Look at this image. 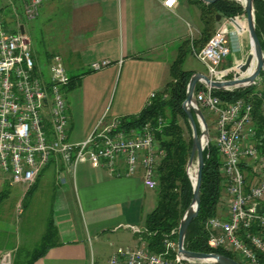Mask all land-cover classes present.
<instances>
[{
	"label": "built area",
	"instance_id": "built-area-1",
	"mask_svg": "<svg viewBox=\"0 0 264 264\" xmlns=\"http://www.w3.org/2000/svg\"><path fill=\"white\" fill-rule=\"evenodd\" d=\"M47 1L28 0L24 19L36 20ZM178 1L165 0L164 4L173 9ZM15 13L21 19L17 10ZM231 20L238 25L236 18ZM22 26L20 20L16 29L8 30L0 16V169L10 174L12 183L29 188L57 158L71 166L74 174L79 164L89 163L120 176L118 167L125 165L127 176L142 169L146 186L157 188L161 152L150 123L140 131L128 132L120 129L119 120H103L86 141H69L68 101L63 89L70 77L58 55L50 61V78L38 76L32 42L26 31L21 32ZM230 54L226 26L217 30L203 49L193 47V56L206 66L212 80H228L235 75L236 66L222 68ZM109 65L108 60L99 61L91 69L98 72ZM213 91L205 85L204 90L195 93V99L215 118L214 142L223 159L228 215L208 220V245L231 252L247 264H263L259 255L264 257V133L256 129L250 101L225 103ZM262 109L264 114V97ZM164 247L162 253L151 251L147 245L120 248L109 264L196 263L180 254L178 240L167 237Z\"/></svg>",
	"mask_w": 264,
	"mask_h": 264
},
{
	"label": "crops",
	"instance_id": "crops-1",
	"mask_svg": "<svg viewBox=\"0 0 264 264\" xmlns=\"http://www.w3.org/2000/svg\"><path fill=\"white\" fill-rule=\"evenodd\" d=\"M164 1L48 0L43 4L39 17L42 13L51 35L52 50L57 52L50 54L49 63L53 56L58 55L63 60L67 74L70 71L86 79L92 71L93 63L108 60L111 65L103 69L105 74L122 75L119 95L108 116H105L107 111H104L108 101L105 99L106 103L94 123L81 131L74 115L70 118L68 102L70 142L86 141L103 120L110 123L139 114L151 104L153 95L162 91L171 81V66L183 49H193L194 42L200 39L203 29L201 7L189 0H179L175 8L169 9ZM23 3L25 6L28 0H23ZM245 16L236 17L241 28L232 23L230 18L221 17L218 22L217 30L225 26L228 28L231 47L230 59L224 62L229 63V66L222 68L237 67L252 52L245 29L248 24ZM23 26L27 33L26 25ZM190 55L193 53L185 57L183 66ZM183 70L204 74L193 69ZM210 116L214 123V116ZM71 120L74 122L73 129ZM52 163L59 165L61 174L69 175L70 180L68 176H63L64 183L69 180L78 187V198L84 203L81 210L87 234L92 233L98 241L108 237L106 242L114 248L112 255L120 248L147 245L143 233L147 217L158 205V190L146 186L142 169L134 176H127L126 166L121 165L118 167L120 176H116L105 168L82 163L77 166L74 174L72 167L61 158ZM41 175L34 186L39 183ZM0 181H3L0 186L4 187L5 179ZM61 200L64 203L61 210L64 214L61 213L57 226L62 242L51 247L46 257H49L50 262L64 261L65 264L87 261L89 247L83 234V239L78 237L74 218L68 212L69 203L73 204L74 198L62 197ZM226 201L224 190L218 209L219 216L228 215ZM3 252L0 249V258ZM35 264L46 263L42 258Z\"/></svg>",
	"mask_w": 264,
	"mask_h": 264
},
{
	"label": "trees",
	"instance_id": "trees-1",
	"mask_svg": "<svg viewBox=\"0 0 264 264\" xmlns=\"http://www.w3.org/2000/svg\"><path fill=\"white\" fill-rule=\"evenodd\" d=\"M189 2L201 7L203 29L200 39L193 44V47L197 50L203 49L217 32L218 15L222 18L234 19L246 14L243 5L236 0H221L213 4H206L201 0H189ZM255 11L257 34L264 51V0H255ZM238 26L241 28L240 24ZM189 53H193V49H183L179 58L171 66V81L155 95L149 106L135 116L124 117L119 120L120 129L128 132L132 130L140 131L146 124L150 123L154 128L157 146L161 152L157 167L158 205L147 217L143 233L148 249L156 253H162L165 250L164 241L167 237L178 240L181 221L194 197L193 182L187 172L193 137L188 115L183 109V103L187 99L188 85L193 76V72L184 71L182 67L184 59ZM80 79L81 76L70 78L67 87L69 89L76 87L74 85L80 83ZM204 89V84H197L196 92ZM213 93L225 103H234L241 99L250 101L253 104L256 129L259 134L264 133L262 109L264 70L255 84L249 88L229 91L214 90ZM260 94L262 97L259 96ZM202 110L205 114V110ZM205 117L209 123L206 114ZM210 127L209 125L210 136L214 137ZM188 133H191L190 136H188ZM199 133H201L200 128ZM262 153L264 154V146ZM204 155L205 168L201 188V209L199 216L193 220L189 227L186 247L195 252L222 254L247 264L231 252L223 249L214 250L208 245L209 232L206 223L209 219L218 216L219 204L225 186L221 170L223 159L214 140L210 141ZM30 191L27 193L28 195L31 193ZM174 231L175 234L172 235ZM57 244L52 242L50 232H47L43 237L40 250L38 249L30 256L28 264H35L48 253L52 246H57ZM259 256L264 264V257Z\"/></svg>",
	"mask_w": 264,
	"mask_h": 264
},
{
	"label": "rangeland",
	"instance_id": "rangeland-1",
	"mask_svg": "<svg viewBox=\"0 0 264 264\" xmlns=\"http://www.w3.org/2000/svg\"><path fill=\"white\" fill-rule=\"evenodd\" d=\"M236 1L241 3L239 0ZM23 4V0H0V16L6 21L8 30L16 29V24L20 20L23 25H26L27 35L32 42V55L36 61L38 76L48 80L51 75L48 58L50 54L57 52L52 50L51 35L43 14L41 13V16L36 20L26 21L23 17ZM15 10H17L21 19L17 18ZM245 17L247 19V15ZM245 29L250 39L248 24ZM251 47L253 50L252 42ZM228 66L229 63L222 65V67ZM183 69H193L208 74L206 66L193 55L188 57ZM68 75L70 78L77 77L70 71ZM87 76L86 79H82L81 76L80 83L74 85L76 87L63 89L69 102L70 118L74 115L80 131L87 125L94 123L95 117L106 103L105 99L108 101L104 111H107L105 116H108V112L116 103L119 95L118 89L122 84L121 73L117 76H110L109 74L106 75L104 70L101 72L91 71ZM233 78L234 75L230 76L229 79ZM205 114L209 120L208 124L211 126L212 133H214V137L210 136L211 141L216 138L215 118L213 117V123L210 116L212 114L207 110H205ZM70 123L73 129L74 122L71 120ZM199 128L201 130L200 124ZM190 134L188 133V136ZM191 135L193 137V132ZM51 164L43 169L39 183L29 188L22 184L12 183L10 174L0 169V179H5V186H0V249L5 251L1 255L0 264H28L30 256L38 249L40 250L43 237L47 232H50L52 242L58 243L57 246L61 244L57 221L61 213L64 214L61 211L64 207V203H61L62 197L74 198L73 204L69 203L68 212L74 218L78 237L82 238L84 236L89 247L87 261L80 260L74 264H107L114 251V248L106 242L108 237L101 238L98 241L92 233L87 234V225L81 210L84 203H81V199L78 198L77 185L75 182H73V185L72 182H69L70 177L67 173L61 174L59 172V165L56 163ZM194 164L198 168L197 158ZM64 175L65 177L68 176L67 179H69L66 183L62 181ZM2 182L0 181V183ZM29 191L31 193L28 195ZM54 247L56 246H52V248ZM46 255L43 257L46 264H65L64 261H56L55 263V260H51L52 262H50L49 257H46Z\"/></svg>",
	"mask_w": 264,
	"mask_h": 264
},
{
	"label": "water",
	"instance_id": "water-1",
	"mask_svg": "<svg viewBox=\"0 0 264 264\" xmlns=\"http://www.w3.org/2000/svg\"><path fill=\"white\" fill-rule=\"evenodd\" d=\"M206 4H213L221 0H201ZM241 1L248 20V30L252 42L253 50L248 55L245 62L237 66V71L233 79L228 80H212L208 75L195 73L190 79L187 99L183 103V109L188 115L190 125L193 132V146L191 156L187 166L188 175L193 182L194 197L190 207L184 214L179 227L178 247L180 254L196 263L200 264H243L233 258L218 253H204L191 251L186 247V237L189 227L194 219L199 216L201 209V188L203 182V171L205 168V149L210 143L209 125L205 114L195 99L196 86L198 83H204L213 90L229 91L234 89H245L253 86L264 70V51L257 34L255 0H239ZM221 20V16H217V21ZM21 32L25 33L24 26ZM230 59V57H228ZM253 69L251 74H248ZM198 123L201 127L199 133ZM197 158V176L193 181L190 176V168ZM264 212V209H261Z\"/></svg>",
	"mask_w": 264,
	"mask_h": 264
},
{
	"label": "bare ground",
	"instance_id": "bare-ground-1",
	"mask_svg": "<svg viewBox=\"0 0 264 264\" xmlns=\"http://www.w3.org/2000/svg\"><path fill=\"white\" fill-rule=\"evenodd\" d=\"M252 72L250 70L248 74H251ZM189 172H190V176L192 177L193 181H195L196 180V176H197V167L195 166V164H193L191 166Z\"/></svg>",
	"mask_w": 264,
	"mask_h": 264
},
{
	"label": "snow or ice",
	"instance_id": "snow-or-ice-1",
	"mask_svg": "<svg viewBox=\"0 0 264 264\" xmlns=\"http://www.w3.org/2000/svg\"><path fill=\"white\" fill-rule=\"evenodd\" d=\"M169 2H171V0H169Z\"/></svg>",
	"mask_w": 264,
	"mask_h": 264
}]
</instances>
